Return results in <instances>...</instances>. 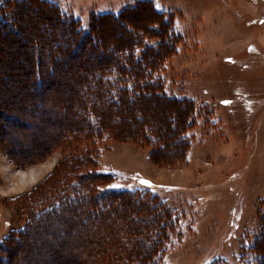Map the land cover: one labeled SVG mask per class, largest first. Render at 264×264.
Masks as SVG:
<instances>
[{"label":"rangeland","instance_id":"374dc122","mask_svg":"<svg viewBox=\"0 0 264 264\" xmlns=\"http://www.w3.org/2000/svg\"><path fill=\"white\" fill-rule=\"evenodd\" d=\"M44 1L84 26L95 16L124 13L118 23H100L96 47L84 42L67 53L72 38L56 11L39 0H0V22L8 23L0 28V240L22 228L33 197L53 191L76 164L78 173L111 174L107 188H142L141 181H149L178 211L180 223L162 264L233 262L264 225V0ZM133 43L160 60L155 67L162 64L147 94L156 96L161 84L169 98L192 100V113L167 99L140 100L132 93L122 107L106 109V137L86 138L80 110L92 103L103 108L90 75L124 60L121 46ZM38 70L42 87L31 84ZM180 110L190 115L180 130L185 140L178 134L180 119L170 129ZM147 125L163 136L164 147L143 143ZM4 137L13 153L6 152ZM91 181L102 179L83 185L91 187ZM146 207L129 202L97 215L96 207L80 204L55 214L15 245L10 264H101L107 254L112 259L119 253L107 243L119 219L135 239L155 223ZM124 241L122 260L132 258L136 246ZM143 243L137 247L146 254ZM245 255L254 264V255Z\"/></svg>","mask_w":264,"mask_h":264},{"label":"trees","instance_id":"16d2710c","mask_svg":"<svg viewBox=\"0 0 264 264\" xmlns=\"http://www.w3.org/2000/svg\"><path fill=\"white\" fill-rule=\"evenodd\" d=\"M39 1L43 5L47 4L48 8L56 11L58 15H60L61 25L64 26L65 30H67V33L72 38V43L67 44V46L64 47L65 50H68L67 53L75 52L84 45V42H90L93 47H96L98 44L96 33L98 32L100 23L107 18L114 24L118 23L121 21V14L124 13V11H122L118 15L104 14L95 16L90 22V25L84 26L85 24L83 25V22H81L79 19L68 17L63 12H60L61 10L58 9L57 6L47 3L44 0ZM56 12H54V14ZM154 13L157 15L158 12L154 10ZM7 24L8 23H6V21L0 22V28H4V26ZM163 25V23H160V26ZM122 26L129 27L126 23H122ZM138 48H140V46L137 43L122 45L120 52L122 54L121 57H123L124 60H121V62L117 64L110 65V67H107L104 70H98V72L95 71L90 75V80H93L94 83L97 82L98 87L94 84L93 88L97 91L99 96L97 97V101L103 108L98 110L92 108L93 103L88 107L83 104L84 106L80 110L79 117L84 119L85 123L87 124V132L84 134L86 138L93 136V138L90 139L99 142L100 138H103L102 135L106 137V132H102L104 131L103 125H106L109 119V114L106 113L108 108L111 106L116 108L119 106L122 107V104H125L128 95L132 93L139 94L138 99L140 100L146 99L147 97H155V99H160L161 101L167 99V104L177 107L180 106L179 109L182 107H187L190 103H192V100L190 99L187 101V99H179L176 97L169 98L162 92V87L160 86L161 84L158 83L157 85L160 87L161 92L157 91L156 96H152L153 94H147L152 91L150 88H153L154 85L152 84L154 82L151 83V81L154 79V74L158 73L159 70H162V64L158 68L155 67L154 65L160 62V60L157 58L155 59L154 57H146L145 54L147 52L144 50L142 52L138 51ZM139 53L143 54L139 55ZM41 62L42 60L39 58L37 60V65L39 67L41 66ZM155 80H158V77H156L154 81ZM33 83H36L39 87H42V85L45 83L44 77L40 70L37 71V76H35V79L31 84ZM50 83H52V81H49V84ZM141 90L145 91L143 96L140 95ZM132 96L135 97L136 95L132 94ZM189 107L186 109L187 112L191 114L192 109ZM182 112L183 111L181 110L180 112H175L173 126L170 127L171 130H175L174 128H178V124L181 120V126L178 130L179 133L177 132L179 135L180 130L182 131L185 127H187L190 120V115L187 113L183 114ZM14 117L17 120L21 118L17 116L16 111H14ZM140 119H142V117H140ZM22 121L25 126L30 125L28 118H22ZM142 134V141H144L143 143H145V140L148 141L150 139L148 141L149 143L146 142L147 144L155 143V146L164 147L165 144H163L164 142L162 141L163 136L157 134V132L154 131L151 126L147 125ZM180 136L182 140H185L184 134H181ZM74 139L75 138L72 140ZM3 140L5 141H2V143L6 152L8 154L13 153L10 140L7 139V137H4ZM87 148L91 149L90 147ZM11 157L13 156L11 155ZM185 157L187 159V148L182 150V158ZM26 161L27 160H25V162ZM77 168L78 167L76 164L69 165L68 169H65L66 171L64 170L65 173H63V179L61 180H64L62 184L58 182L59 185L54 187L55 189L53 191L48 190L39 197L38 195L33 197V200L30 201L31 205L26 208L27 213L29 211V214H27L26 224H24L22 228L13 229L9 236L0 240V264H10V257L15 253V245H18L20 240L25 238L35 226H39L46 219L55 214L66 213L71 211V209L76 208L77 205L79 206L80 204H83L88 206L90 209L96 207L97 212L95 213L94 211L93 214L95 213L100 215V213L112 209L113 205L122 207L129 205V202L142 207L147 206L146 208L150 207V213L145 216L156 218V221L153 225H151V227H142V229L139 230V236H141V239H135L136 237L134 238L132 237V234H130L133 233L135 236V231L131 232L130 230H127L124 232L123 226H126L125 223L127 222L124 221V218L119 219L120 222L119 224L116 223V227L114 228L112 235L109 236L110 240L107 243L113 242L112 251L119 253L125 249L121 245L122 241L120 243V239L124 238L125 241L123 243L131 244V246L135 243L136 246L132 248L134 251L129 252L132 258L122 260L119 259L120 254L118 253V255H113L115 253L114 252L113 254L111 253V256L113 257L112 259H110V255L107 254V259L101 262V264H115V262L118 264H162L163 257L171 244V234L175 233V229L180 223V218H177L176 216L178 211L175 208H171L169 202L165 198H162L159 193L154 192L153 190L155 188L150 187V185L145 184V187L131 189L107 188L103 186L104 180L106 181L108 178L112 180L111 174L96 172L95 174L88 175L84 174L83 172L78 173ZM71 174H74L75 177L71 178ZM94 177L101 178L102 182L93 183L92 180L90 184L91 187L83 185V181L89 178L93 179ZM87 221L88 220H85V222ZM117 225H119V227H117ZM126 235L128 236L126 237ZM136 236L138 237V235ZM263 239L264 225L254 239L253 244L248 248L241 249L242 252L238 258L234 259L233 262L230 261V259L220 260L216 264H249L250 261L246 260L247 255H245V253L254 255V264H264ZM139 241L140 244L143 242L148 244V253L142 254L139 251V247H137L140 245L137 244Z\"/></svg>","mask_w":264,"mask_h":264},{"label":"snow or ice","instance_id":"6c2138e0","mask_svg":"<svg viewBox=\"0 0 264 264\" xmlns=\"http://www.w3.org/2000/svg\"><path fill=\"white\" fill-rule=\"evenodd\" d=\"M142 183H144V184H148L149 181H142ZM112 187H120V185H112Z\"/></svg>","mask_w":264,"mask_h":264}]
</instances>
